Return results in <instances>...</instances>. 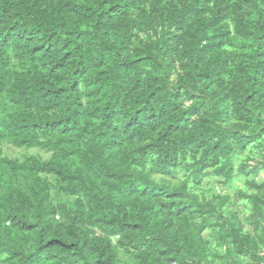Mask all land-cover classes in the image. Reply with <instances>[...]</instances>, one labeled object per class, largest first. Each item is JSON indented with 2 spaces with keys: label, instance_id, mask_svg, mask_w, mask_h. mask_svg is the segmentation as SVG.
Instances as JSON below:
<instances>
[{
  "label": "trees",
  "instance_id": "obj_1",
  "mask_svg": "<svg viewBox=\"0 0 264 264\" xmlns=\"http://www.w3.org/2000/svg\"><path fill=\"white\" fill-rule=\"evenodd\" d=\"M257 147L264 0H0V264H210L215 226L257 258L197 191L260 175Z\"/></svg>",
  "mask_w": 264,
  "mask_h": 264
},
{
  "label": "rangeland",
  "instance_id": "obj_2",
  "mask_svg": "<svg viewBox=\"0 0 264 264\" xmlns=\"http://www.w3.org/2000/svg\"><path fill=\"white\" fill-rule=\"evenodd\" d=\"M259 148V149H258ZM262 147H257L249 150L246 155L252 156L250 163L258 162L262 159ZM5 154L8 156H17L25 158L30 155L41 156L46 158L50 155L40 148H18L11 144L4 146ZM189 173L182 169L176 174L160 175L155 174L154 178L158 182H168L171 185H178L181 180L187 179ZM262 184L264 181V169L260 175H255L250 178H244L243 175L235 176L228 185H222L218 179L212 174V170L204 176L203 183L197 187V191L207 196L211 195H227L229 196V204L224 208L223 217L226 220H231L236 223L237 230L244 235H249L258 239L261 246L259 257L239 253V246L233 242V237L228 233L227 229H222L220 226L207 228L203 235L207 241L208 255L210 264H234L238 259L237 264H263L264 263V243L260 240L261 231L264 229V216L257 213L255 202L249 197H245L242 193L264 195V189L258 190L251 188V182ZM201 217L198 216L197 221ZM213 219L211 222H215ZM229 222V221H228ZM229 224V228H230ZM238 257V258H237Z\"/></svg>",
  "mask_w": 264,
  "mask_h": 264
},
{
  "label": "built area",
  "instance_id": "obj_3",
  "mask_svg": "<svg viewBox=\"0 0 264 264\" xmlns=\"http://www.w3.org/2000/svg\"><path fill=\"white\" fill-rule=\"evenodd\" d=\"M264 264V263H263Z\"/></svg>",
  "mask_w": 264,
  "mask_h": 264
}]
</instances>
